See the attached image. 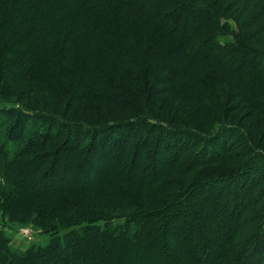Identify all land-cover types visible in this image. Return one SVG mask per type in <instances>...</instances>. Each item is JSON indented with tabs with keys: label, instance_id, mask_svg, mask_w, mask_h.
Returning <instances> with one entry per match:
<instances>
[{
	"label": "trees",
	"instance_id": "16d2710c",
	"mask_svg": "<svg viewBox=\"0 0 264 264\" xmlns=\"http://www.w3.org/2000/svg\"><path fill=\"white\" fill-rule=\"evenodd\" d=\"M231 4L230 0H0V81L8 83L2 87L24 84L29 87L27 97L48 92L66 97L67 105H77L118 103L121 95L129 94L126 79L146 89L150 84L166 86L187 102L210 101L216 91L221 98L229 82L246 98L256 90L255 97L247 99L254 109L264 110L260 73L242 79L247 45L260 43L249 23L259 18L263 23L264 3L256 0L239 11L235 16L239 31L227 20L234 17ZM225 35H233V41L222 42ZM150 99L148 94L133 120L105 122L90 131L36 112L47 111L44 108L25 105L33 110L29 114L0 108V209L16 218L21 214L22 219L36 213L47 222L43 231L51 236L45 245L17 250L0 227V264H101L99 256L86 258L77 251L97 240L113 247L142 245L140 255L148 249L150 259L145 263L138 257L139 264H155L157 250L152 247L170 264H264V222L248 228L244 218L251 208L246 202L253 197L245 182L249 173L230 175L215 186L212 177L200 172L190 183L199 137L165 126L153 136L159 126L147 120L153 115ZM223 124L215 127L216 134L228 142L233 130ZM213 143L219 144L218 139ZM41 147L53 148L55 154L50 160L39 156L40 162H31L36 157L31 154ZM148 149L153 158L146 162ZM63 155L67 157L60 164ZM213 159V153L206 154L200 162ZM116 162L127 168L128 179L147 183L137 185L139 199L135 196L132 214L122 212L127 215L122 223L114 222L118 215L113 212L88 210L87 201L94 193L92 185L102 187L101 179L109 178L110 185L118 182L104 172ZM20 170L31 173L34 181L24 182ZM198 176L203 178L196 180ZM72 195L79 202L70 204ZM192 206L203 207L207 215L193 216ZM227 215L232 222L225 235L220 223ZM183 232L188 235L183 237ZM211 255L222 262H208Z\"/></svg>",
	"mask_w": 264,
	"mask_h": 264
},
{
	"label": "rangeland",
	"instance_id": "374dc122",
	"mask_svg": "<svg viewBox=\"0 0 264 264\" xmlns=\"http://www.w3.org/2000/svg\"><path fill=\"white\" fill-rule=\"evenodd\" d=\"M230 2L233 3L231 4L232 8L231 6L230 8L231 14H233L234 17H229L227 20L230 22L234 31H239L238 24L240 23L236 21L235 16L239 14V11L242 12L241 10L248 9L251 4L256 3V0H230ZM262 15V24L258 22L260 18L255 22L249 23L250 30L255 31L256 35L260 36L258 40L260 43L256 45H247L248 53L244 55V59H246L247 63V70L245 71L246 73L242 72L244 73L242 74V79H244L246 74L252 75L257 72L260 73V78L264 79V37H261L264 36V4ZM220 40L222 42H232L233 35H225ZM10 76H8V78L11 81ZM124 81L125 88H127L129 94L121 95L123 97L118 103L82 101L77 105L73 103L67 105V101L65 100L66 97L58 98L54 95H50L48 92L29 95L27 97L25 95L29 91L28 86L17 84L13 86L9 85L8 88H3L8 83L0 81V108L12 110L24 109L25 113L28 114L33 113V110L26 108L25 105L44 108L47 111L40 110L36 112L51 115L60 121L75 122L78 126L90 131L93 126H101L105 122L113 120L127 122L128 120H133L140 115L139 110L141 107H144L143 101L146 100L148 94H150L151 99L148 102L153 115L150 118L148 117L147 120L154 126H159L153 130V136H157L160 132V128L165 126L167 128H178L185 132L195 133V135L199 137V139L196 138L194 144V146L196 145L199 149L196 152V160L192 162L195 163V165L190 168V183L195 178L196 174L200 172H204L208 178L212 177L214 179L212 185L215 186L220 184L219 180H224L230 175H236L240 172L249 173L245 182L248 183L249 193L251 192L253 197H251L250 200L247 199L248 201L246 202V204H251V208L248 213H246V216H244L245 224L248 228H251L256 223L262 224L264 222V167L260 168L259 162L261 163V161L259 160L264 162V110L254 109V103L248 101L250 99H247L251 96L255 97L257 91L252 90L251 93H247L248 96L246 98L233 87V84L230 85L228 82L224 86L223 94L221 93L220 95L221 98L216 91V94L210 101L206 102L202 98L201 102L195 101L194 99L193 102H190V100L187 102L186 100H182L178 94L172 92L170 88L166 86H153L148 84L149 86L146 89L145 85L142 83L134 84L128 79ZM232 81L234 82V78H232ZM130 85L132 89L129 87ZM143 90L146 91V96H143ZM251 100H253V98H251ZM14 117L16 118L18 115H14ZM219 123H225L223 125L231 127L233 130L228 138V142L218 138V134H216V128L219 126ZM215 138L218 139L219 144L213 143ZM209 144L211 148H204L205 145ZM204 149L208 151L203 152ZM149 150L150 149L145 152V156L148 155L145 160L146 162L151 161L153 158L149 156V154L152 153V151ZM38 153L35 152L31 154L32 157L36 156L32 161L30 160L31 162H35L34 160L40 162L39 156H44V160L46 161L50 160L53 154H55V149L41 147ZM211 153L215 155V159L207 162H200L203 156L206 154L210 156ZM63 157L64 159L60 164L67 156L63 155ZM130 157L127 159L130 160ZM37 168L38 167H36V169ZM123 168L124 167H121L119 163L116 162L115 166L106 169L104 172L111 175L107 177L114 176V178L118 179V182L112 181L110 185L108 183L111 181L109 178L101 179L100 182L102 187L99 188L95 186L94 188L92 185L90 190L94 191V193L87 199L88 210L99 208L103 212H113L118 215L114 220V222L118 223H122L127 216L121 215L122 212L132 214V209L134 208L132 205L137 202L135 196L139 199L138 195L140 190H137V185L147 184L144 183V179H140L137 184L133 181L136 179H128L126 175L127 168ZM253 168H255V170H253ZM15 171L16 168L12 169V172ZM19 174L24 182L34 181L33 175L27 170H20ZM71 175L73 176V174ZM198 178L202 179L203 176L202 178L201 176L196 177V180ZM234 178H237V176ZM247 196L248 194L245 197ZM68 200L70 204L79 202L76 196L73 195L69 197ZM122 201H126V205L122 204ZM35 202L44 206L42 202ZM218 202H220V200H218ZM51 205H53V203ZM57 205V203H54V207ZM109 209L112 210L110 211ZM66 210H71V208L66 206ZM75 211L76 209H73L71 212ZM200 212L207 215L203 207L192 206L193 216H198ZM29 215L30 216L24 214V218L22 219L23 215L19 214L16 218L5 214L3 210L0 209V227L5 229L6 233L11 238L10 244L17 250H26L32 245H45L51 238L50 235L43 231V227L47 222L42 217L38 218L36 213L33 215L30 213ZM226 217V222L220 223V229L223 234L228 235L227 229L230 228L229 225L232 220H229V215ZM180 218H182L181 215H179L177 219L179 220ZM215 218L222 219L221 216H216ZM227 221L229 223H227ZM188 225L190 226L191 224L188 223ZM208 225L211 224L208 222ZM170 235L172 236L173 234ZM185 235H188V233L183 232L182 236L184 237ZM210 239H212V237H210ZM210 239L208 242L209 247L213 248L212 240ZM107 244L106 241H92L88 246L78 247L77 251L86 258L92 257L93 255L99 256L100 259L103 260L101 264H139L138 257H142L145 263L150 259V257L148 258L147 256L149 254L147 253L148 249H146V252L145 249L143 250L146 254L140 255L142 249L140 247H142V245L127 244L124 245V247L122 245H114L113 247ZM152 248L153 250H157L153 258L154 261L152 260L155 264H170V260L164 257L156 247ZM179 248L183 249L182 246H179ZM214 248L215 251H219L218 247ZM219 258L211 255L208 257V262H222L221 258Z\"/></svg>",
	"mask_w": 264,
	"mask_h": 264
}]
</instances>
